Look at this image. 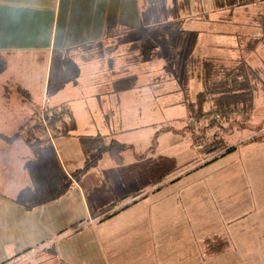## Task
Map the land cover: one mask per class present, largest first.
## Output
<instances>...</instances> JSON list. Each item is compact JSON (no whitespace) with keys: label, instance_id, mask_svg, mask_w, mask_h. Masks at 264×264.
Returning <instances> with one entry per match:
<instances>
[{"label":"crops","instance_id":"crops-1","mask_svg":"<svg viewBox=\"0 0 264 264\" xmlns=\"http://www.w3.org/2000/svg\"><path fill=\"white\" fill-rule=\"evenodd\" d=\"M154 1L156 6L150 7L155 11L149 10V0H0V55L6 64L0 73V264L11 259L10 264H66L62 246L87 231L100 264H109L108 254L123 259L130 247L139 244L144 264H264V204L252 202L245 207L239 197H206L217 184L236 189L232 182L238 169L230 171V176L220 172L218 180L205 173V196L198 198L192 192L147 198L197 168L193 160L178 158L167 170L149 174L143 161L147 150L133 153L129 160L122 153L121 162L103 153L93 167L78 175L86 161L81 138L101 136L106 144L116 141L125 131L121 125L126 118L112 115L127 107L141 108L133 99L142 103L139 94H146L136 85V75H130L136 77L131 89H113L117 80L130 77L124 73L133 50L106 58L83 52L102 42L107 28L136 35L116 47L126 50L124 46H132L137 38L144 40V31L167 30L176 23L184 43L175 44V49L169 46L164 53L178 62L187 56L200 63L221 64L241 53H253L264 41L260 27L264 0H167V6L165 0ZM81 51L86 53L81 65L88 69L79 66L76 75L83 80L63 85L58 102L49 100L50 109L66 112L58 121V131L50 136L37 133L33 125L49 93L54 58L74 57ZM133 55L137 62L141 60L140 55ZM42 61L44 67L39 64ZM34 98L39 100L37 109ZM255 136L252 133L245 139ZM189 139L191 153L204 152ZM255 141L264 142V138ZM157 153L151 151L150 157L157 159ZM210 158H203V165ZM131 170H139L130 174L133 179L137 176V183L125 188L120 176ZM118 185L124 188L122 194L109 196L121 202L103 211L101 207L109 204L100 206L101 187L112 191ZM85 193H90L89 200ZM132 205L133 214L117 217ZM106 221L117 225L109 227L110 231L103 227ZM126 232L129 238L123 240L121 249L112 247ZM214 239L226 240L227 246L211 254L206 242ZM229 252L240 258L227 260ZM246 255L250 256L243 260ZM123 262L139 264L131 257Z\"/></svg>","mask_w":264,"mask_h":264},{"label":"rangeland","instance_id":"rangeland-1","mask_svg":"<svg viewBox=\"0 0 264 264\" xmlns=\"http://www.w3.org/2000/svg\"><path fill=\"white\" fill-rule=\"evenodd\" d=\"M148 4L149 10L155 11L150 7V5L153 7L156 6L155 1L149 0ZM163 5L167 6V0L163 2ZM149 20H151V17ZM160 28L161 27L144 31L141 34V36H144V40L138 43L135 42L132 46H124L127 51L119 50V48L116 47L124 40L135 39L136 35H124L120 37L121 34L117 35V33H114V35L116 34L117 36H111L106 39L99 48L98 46H94L88 49V51H83L86 53L89 52L88 54L81 51L78 53L76 52L74 57L68 54V56H65V58L61 60L58 59V61L54 58L48 79L49 93L46 96H48L49 100L51 98L52 103L58 102L63 96V85L73 84L77 82L78 79L80 81L83 80V76L82 78H78L76 74L79 66H81L83 71L88 69L86 65H81L82 62L80 60H83L82 56H84V54L89 56H91L90 54H101L106 58L116 54L126 55L128 50L131 49L133 50L130 56L131 63L128 64L129 67L124 75H136L138 77L136 85H140L146 93L143 94L140 92L139 94L141 99L145 102L142 101L141 103L139 99L134 98L133 103L135 101L137 104H141V108L127 107L121 111V114L112 115L113 118L121 115L126 118L122 121L121 125V128L125 131H120L122 133L118 134L119 137L116 138L117 140L115 142L121 145H124L123 143L126 144L124 145L122 153H124L127 160H129L133 153L139 150H147L149 153L146 152V159L143 161L145 162L146 168L149 170V174L161 168H164V171L167 170L168 166L173 164L171 161L178 158L180 161L191 159L197 167L193 169L188 176L180 178L174 184L163 185L156 194L151 192L148 194L147 198H171V196L174 197L179 192L181 194L192 192L193 197H202L205 196V173L210 174L211 180H218L220 172H225L224 176H230V171L238 169L239 173L237 179L232 182L237 185L236 189L233 190V188L228 187L226 189L221 188L220 185L217 184L214 187V191L207 194L206 197L222 200L226 198L230 200V198L239 197V200L245 207H250L252 202L264 204V142L253 141L250 137L245 139L246 136L252 133L258 135L253 137L256 140H262L264 138V41L258 45V48L253 53H241L232 60L227 58L220 62L223 66L228 68L240 62H245L257 70L261 78V81L254 90L252 110H248L245 114L235 112L222 115L216 111L211 101L203 103L200 107L195 103L197 99L196 93L201 90V84L195 78L197 70H194L193 73L192 71H185V63H188L185 61L188 58L187 56H181L183 61L181 60V62H178L172 59L173 56L171 57L164 53V50L168 49L169 46L172 47L173 45L175 49L176 46L184 43V41L182 42L179 39L178 35L180 32L176 29L166 30L165 28ZM145 33H149L148 37H145ZM186 42H188V40ZM186 46L185 44L183 48H186ZM139 53L141 54V60L137 62L136 60L138 57L133 54L140 55ZM196 62L200 63L199 61ZM39 64L44 67L45 62L42 61ZM45 70L44 68V73ZM34 100L35 106H33L37 109L39 100H37V98H34ZM190 102H194L195 104L193 105V110L189 112L188 103ZM126 106L127 103L123 107ZM112 112L114 113L115 111L112 110ZM112 122L115 124L116 120ZM33 126L37 133L42 134L35 126V122ZM57 127L58 121H54L52 124V131L50 132L51 135L55 134ZM189 138L191 142H195L197 145L200 144L201 150L205 152L213 146L219 148L222 146H225L224 148L235 146L236 148L232 153L223 156H219L222 150L216 151L212 158H210V154L205 152L200 151L198 153H191L188 145ZM113 139H115V137H113ZM151 151L158 152L157 155L159 157L157 159L151 158ZM207 157L210 159H206L207 163L203 165L204 161L202 160ZM200 161H202V163H200ZM138 173L139 170H131L120 176L124 182L125 188H127V185L131 187L137 183V176H134L135 178L133 179L130 174L134 175ZM152 178L153 175L150 177V180ZM255 184H258L259 187H255ZM149 186L150 184H147L145 188H149ZM109 188H105V186L101 187L100 195L102 197L98 200L100 206L103 203L110 205L121 202L111 201L113 200V196L109 195L113 192L114 196L122 194L124 188L120 185L113 188L112 191L109 190ZM89 194L90 193L86 195L85 193V197L88 200L91 196ZM109 205H105L101 208L103 211L109 210L112 208V205ZM135 210V207L133 208L132 205L130 208L120 211L117 217H120L121 213H125V215L133 214ZM213 219H215V215H213ZM113 221L104 222L107 224L103 227L109 230V227L117 225L115 222L113 223ZM256 228V231H261V229L258 230V227ZM110 231H112V228ZM83 235L84 237H76L71 242L62 246L61 252L66 255V264H100L96 246L94 249L93 242L90 240L91 236L89 231L85 232ZM125 238H129L127 232L126 237L121 235V237L116 238V243L112 247L115 248V246L119 245L117 248L121 249ZM132 240H134L133 235ZM142 240L141 238V245H143ZM146 243H148V240ZM139 248L140 244L136 245L135 249L130 247L129 249L131 252L125 253L123 259L131 257L132 262L137 261L139 264H144L141 260L143 251ZM49 255L52 256L53 254L49 253ZM249 256L250 255L244 256L243 260ZM107 257L109 264H124L123 259H118V255L108 254ZM225 257L230 261L231 259L240 258V255L229 252L225 254ZM99 259L101 258L99 257ZM57 263H59V261ZM104 264H108L107 261H104Z\"/></svg>","mask_w":264,"mask_h":264},{"label":"trees","instance_id":"trees-1","mask_svg":"<svg viewBox=\"0 0 264 264\" xmlns=\"http://www.w3.org/2000/svg\"><path fill=\"white\" fill-rule=\"evenodd\" d=\"M176 26V23L170 24L167 30H178ZM260 27L264 33V15L261 16ZM114 33H117V35L121 34L120 37H122L124 36L123 34L126 35L127 31L121 32L119 30L107 28L105 39L102 42H104L111 36H117L116 34L114 35ZM144 35L145 37H148V34L145 33ZM139 40L141 39L137 38L136 43H138ZM102 42L95 44V47L98 46L99 48V46L102 45ZM126 43L127 41H123L119 44ZM91 55L96 58L103 57L101 54ZM185 61L188 62L185 63L186 72L192 71L193 73L194 70H197L195 78L201 84V90L196 94L197 99L195 103H197L199 107L203 105V103L211 101L216 111L222 115H228L230 113L235 112H241L245 114L248 112V110H252L254 90L256 89L257 84L261 81L259 72L257 70H255L245 62H240L237 65L228 68L212 60L197 63L191 57H188ZM5 65V60L0 55V73L4 71ZM135 83V76L125 77L117 80L113 85V89L115 92L129 90L135 86ZM195 103H188L189 112L193 110V105ZM56 121H59V119H56L55 122ZM252 140L255 141L256 139L253 138ZM81 143L86 156V161L83 169L78 171V175L85 173L87 170L93 167L103 153H108L111 158H113V160L116 162H121L122 160V151L124 149V145L118 144L115 141H111L110 143L106 144L104 142L103 137L96 136L94 138H81ZM224 147L222 146L219 148L213 146L209 148L206 152H204L210 155H214L216 151L222 150L219 156H223L225 154L232 153L233 151H235L236 148L235 146L229 148ZM226 246L227 242L224 239H214L206 242L207 252L211 254L222 251L226 248ZM12 260L13 259L3 264H10L12 263Z\"/></svg>","mask_w":264,"mask_h":264},{"label":"built area","instance_id":"built-area-1","mask_svg":"<svg viewBox=\"0 0 264 264\" xmlns=\"http://www.w3.org/2000/svg\"><path fill=\"white\" fill-rule=\"evenodd\" d=\"M49 98L48 96L43 97L42 106L38 111L37 118L35 120V126L43 133L47 135H51L52 124L56 119H60L65 116V110L63 108L52 110L49 107ZM199 149H201L200 144L197 145Z\"/></svg>","mask_w":264,"mask_h":264}]
</instances>
